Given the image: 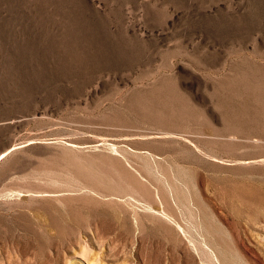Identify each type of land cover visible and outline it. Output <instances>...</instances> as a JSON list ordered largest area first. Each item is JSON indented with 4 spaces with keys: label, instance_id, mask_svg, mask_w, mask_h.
<instances>
[{
    "label": "rangeland",
    "instance_id": "374dc122",
    "mask_svg": "<svg viewBox=\"0 0 264 264\" xmlns=\"http://www.w3.org/2000/svg\"><path fill=\"white\" fill-rule=\"evenodd\" d=\"M220 237L264 264V0H0V264Z\"/></svg>",
    "mask_w": 264,
    "mask_h": 264
},
{
    "label": "bare ground",
    "instance_id": "6f19581e",
    "mask_svg": "<svg viewBox=\"0 0 264 264\" xmlns=\"http://www.w3.org/2000/svg\"><path fill=\"white\" fill-rule=\"evenodd\" d=\"M108 195H109V193H108ZM166 206V205H165ZM27 219V218H26ZM102 219V218H101ZM28 220V219H27ZM29 221V220H28ZM108 223V222H107ZM111 223V222H110ZM110 225V224H109ZM93 226V225H92ZM94 228V227H93ZM97 229V228H96ZM139 229V228H138ZM215 229V228H214ZM110 230H111V228H110ZM93 231V230H92ZM102 231V230H101ZM105 231V230H104ZM107 231V230H106ZM218 231V233L217 234H219V230H217ZM95 232V231H94ZM96 232H97V230H96ZM108 232V231H107ZM109 233V232H108ZM99 234V233H98ZM97 233H96V235H98ZM221 234V233H220ZM104 235H106V233H104ZM99 236V235H98ZM98 236H96V237H98ZM101 236V235H100ZM145 237V236H144ZM224 237V236H223ZM209 238V237H208ZM214 238V237H213ZM212 239V238H211ZM210 240V239H209ZM217 241H210V242H208L207 244H209V246L208 247H210V249L212 248H214L213 250H214V252L213 253H216L217 255H218V257L220 258V260L222 261V263L223 264H230V262H229V260H228V257H232V252H231V250H230V248H228V246H226V245H224V242H223V240H222V237H220V238H218V239H216ZM90 241V240H89ZM205 241V240H204ZM219 242V244H217ZM72 243V242H71ZM88 244V243H87ZM87 244H84L83 245V247H82V249H81V247H80V249H81V251H82V254H84V256H86V257H88L89 255L91 256V254L93 253V251H92V246H90V245H87ZM195 244V243H194ZM72 245V244H71ZM74 246V245H73ZM13 247V246H12ZM17 248V247H16ZM23 249V248H22ZM22 249L20 250V251H22ZM209 249V250H210ZM211 249V250H212ZM19 250V249H18ZM25 250V249H24ZM23 250V251H24ZM26 251V250H25ZM35 251V250H34ZM19 253V252H18ZM21 253V252H20ZM212 253V252H211ZM24 254V253H23ZM35 254V253H34ZM22 255V254H21ZM94 255V254H93ZM92 255V256H93ZM20 256V255H19ZM34 256V255H33ZM228 256V257H227ZM99 257V256H98ZM95 258V259H93L92 258V264H97V263H99V261H100V257L99 258ZM234 258V257H233ZM9 262V261H8ZM27 263H29V262H27ZM17 264V263H16Z\"/></svg>",
    "mask_w": 264,
    "mask_h": 264
}]
</instances>
